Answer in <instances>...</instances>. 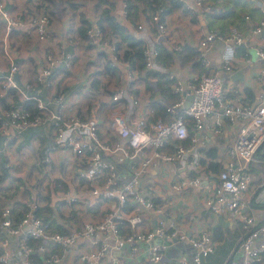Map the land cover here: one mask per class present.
Here are the masks:
<instances>
[{"label":"built area","instance_id":"built-area-1","mask_svg":"<svg viewBox=\"0 0 264 264\" xmlns=\"http://www.w3.org/2000/svg\"><path fill=\"white\" fill-rule=\"evenodd\" d=\"M117 1L121 7L120 17L126 21L127 8L132 0ZM180 1L189 11L210 9L203 0ZM254 2L261 15L252 31L264 38V0ZM164 16L160 10L149 18L145 17V22L125 25L127 32L142 42L144 67L165 75L173 98L159 93L157 78L152 76L150 91L157 93L155 105L163 113L156 114L155 107L148 106L139 114L136 111L140 96L129 87L116 88L110 94L113 103L110 127L125 138L123 143H108L99 136V119L95 110L88 117L66 114L62 93L54 96L55 106L49 110L48 103L38 94L39 88L35 93H28L15 80L17 62L5 52L8 69L0 75V98L9 90L15 91L20 98L1 120L0 134H5L8 128L19 132L35 125L42 119V114L48 112L54 141L45 151L44 161L50 162L51 153L57 148L69 149L76 157L75 175L85 181L87 191L100 199L113 200L114 205L104 210L98 220L85 221L77 228L59 232L53 230L49 220L43 217L38 202L27 198L18 204L21 197H11L1 209L0 264H64L66 252L84 237L95 247L78 253L79 264H102L107 253L115 264H129L120 253L136 255L142 244H147L145 264H166L162 259L170 240H186L191 250L190 256L169 264H201L214 251L212 234L206 229L188 234L175 222H166L167 206L139 189L154 160L175 165L172 189L205 187L208 192L203 199L204 208L216 217L227 215L234 224L238 231L237 242L222 264H264V175L255 184L251 175L252 168H264V87L259 89L254 101L247 100L242 87L227 86L219 71L210 69L207 57L213 43L220 41L221 69L231 72L238 46L244 45L242 55L247 57L251 45L245 44L244 36L236 26H230L225 32H207L198 42L197 61L201 71L184 80L158 61L156 45L169 37ZM244 17L248 18L247 15ZM50 18L45 10L27 17L12 15L0 0V19L7 32L14 28L24 29L42 40L48 36ZM117 40L110 42L109 58L132 68L131 60L121 59L123 49L128 48L126 43L117 48ZM172 48L178 51L181 45L175 44ZM252 48L264 61V40ZM72 60V54L63 51L46 53L32 85H49L58 63L63 62L69 68ZM187 95L191 98L185 106ZM29 100L34 101L38 109L33 116L24 105ZM226 123L232 125L233 132L216 158L218 169L213 171L200 163L202 150L207 148L206 142L213 135L223 131ZM7 137L0 147L9 144ZM2 151L0 148V153ZM5 187L0 184V189ZM63 197L65 202H71L76 201L78 195L65 191ZM144 211L157 217L156 224L150 229L143 227ZM256 215L262 220L258 221ZM122 226L129 228L123 231ZM106 236L112 238L110 246L103 241Z\"/></svg>","mask_w":264,"mask_h":264},{"label":"crops","instance_id":"crops-1","mask_svg":"<svg viewBox=\"0 0 264 264\" xmlns=\"http://www.w3.org/2000/svg\"><path fill=\"white\" fill-rule=\"evenodd\" d=\"M3 2L12 15L27 17L41 10H46L50 14L48 36L42 40L24 29L14 28L7 32L3 20L0 19V75L8 69V61L5 57V52H8L18 65L14 74L15 80L28 93H35L36 88H39L38 94L48 103L49 110L55 106L53 98L59 93L64 96L66 114L74 113L88 117L95 110L99 119V136L113 144L125 141V138L113 132L110 127L113 109L110 94L116 88L129 87L140 96V106L136 111L139 114L144 113L148 106L155 107L156 113L160 115L163 113L162 109L155 105L157 93L150 91L149 79L152 76L157 78L159 93L170 99L173 98V95L169 93V81H166L164 74L148 71L142 62L139 66L136 61L132 63V68H127L123 62L112 61L109 58V42L119 37L111 31L104 33L97 25L99 10L104 7H107L110 15L124 26L145 22L146 15L141 11L145 5L138 3L139 9L131 8V14L125 21L120 17L121 7L117 0L99 2V8L96 7V0H3ZM205 3L210 5L208 11L206 9L189 11L184 6H179L174 7L164 16L169 37L158 44V61L169 67L175 76L184 80L196 76L201 71L196 52L199 49L198 42L207 32H225L230 26H236L242 32L245 44L252 47V45L261 44L264 40L262 35L252 31L253 25L258 22L261 15L254 0H205ZM82 14L87 19L88 26L90 25L87 37L79 33ZM245 15L248 18H245ZM106 28L109 29V26ZM175 44H180V50L186 53L184 62L180 58L176 59L177 54L172 48ZM221 49V42L215 41L207 53L209 65L213 61L210 65L211 70L221 69ZM61 51L72 54L71 67L67 68L63 62H60L52 71L49 85L33 86V77L45 54ZM241 51L240 48L237 49L232 71L223 79L227 86L242 87V93L247 97L246 99L254 101L259 89L264 87V79L261 80V77H264V61L258 58L255 50L253 59L249 51L247 57L241 55ZM235 73H239L238 76H233ZM245 87L252 90L253 98L246 95ZM12 92L0 98V120L6 118L8 108L15 103L16 97L19 101V95L15 93V97ZM232 132V125L226 123L221 133L211 135L212 137L206 142L207 147L218 144L214 162L219 158ZM5 134H0V146L7 136L9 144L0 147L3 150L0 153V160L3 162L7 176L0 180V184L8 187L13 185V187L8 194L3 192L6 187L3 190L0 189L2 190L0 191V213L11 197L19 195L21 199L18 204L27 198L40 204V212L45 219L47 217L46 220H49L53 230L68 231L79 227L85 221L98 220L104 210L114 205L113 200L100 199L87 191L85 181L75 175L76 157L69 149L51 150L53 152L51 161H44L45 151L54 141L52 121L48 112H44L42 119L35 125L28 126L19 132L8 128ZM203 166L206 168L205 165ZM3 172L0 169V175ZM175 172L173 163L154 160L147 175L142 178L139 189L164 203L167 206V213L164 216L166 222H175L188 234H195L205 229L212 234L214 228L220 227L224 237L221 240L213 237L214 251L205 257L201 264H222L236 245L237 229L227 215L222 216L225 224L217 225L220 216H213L204 208L203 199L208 192L205 187L186 186L177 191L172 189L171 182L175 178ZM251 175L252 183H257L264 175V168L259 166L252 168ZM202 184L204 185L205 182ZM65 191L77 194V200L65 202L63 197ZM142 214L143 227L150 229L156 224L155 215L146 211ZM256 217L258 221L262 220L257 215ZM121 228L125 231L129 227ZM230 232L233 233V237L226 243L225 239ZM155 240L160 241V239ZM103 241L110 246L112 238L106 236ZM174 245V243L169 244L164 250L162 261L166 264L187 256L191 249L186 245L181 248ZM146 246L147 244H142L140 252L136 255L131 256L124 252L120 253V256L127 258L129 264H145ZM94 247L89 243L88 238L79 239L66 252L64 264H79L78 253L94 249ZM115 262L111 259L110 253H107L102 260V264H115Z\"/></svg>","mask_w":264,"mask_h":264},{"label":"trees","instance_id":"trees-1","mask_svg":"<svg viewBox=\"0 0 264 264\" xmlns=\"http://www.w3.org/2000/svg\"><path fill=\"white\" fill-rule=\"evenodd\" d=\"M102 1H104V0H96V7L97 8H99V6H100L99 2L101 3ZM203 1L205 2V0H203ZM138 3L143 4V6L145 5L143 10H141V11H142V13L144 12V14L146 15L147 18H149L152 13H155L157 11L161 10L162 14H166L167 12L171 11L174 7L183 6V4L180 0H132L129 3V6L127 8L128 15L131 14L130 13L131 8L139 9ZM147 11H149V12H147ZM80 20H81V25L79 26V33L82 36L87 37V30L89 29L90 25L88 26V21L83 14L80 17ZM105 22H107V23H105ZM97 25L102 31H104V33L111 31L112 33L116 34L117 37H119V38H117L118 40L115 42V45L117 46V48L121 47V43H123V42L126 43V46L128 48L123 49L121 59L131 60L132 63H135L137 61L139 63L138 64L139 66H140L141 62L143 63L142 42L140 40L133 38L127 32L126 27L122 23L117 21L113 15L112 16L110 15L109 9L107 7H104L103 9L99 10V17H98ZM107 26H109V29L106 28ZM156 47L158 49V44L156 45ZM158 52H159V49H158ZM174 53L177 54V56H176L177 59L180 58V60L182 62H184V58H186L185 52L178 50V51H175ZM240 53H242V51ZM196 54H198V51L196 52ZM158 56H159V53H158ZM166 81L168 82V79ZM10 91H12V90H9V92ZM244 91H245L246 95H248L250 98H253V92L250 88L245 87ZM12 93L15 96V91H13ZM17 102H19V101L16 97L15 103H17ZM24 105L27 108V110L31 113L32 116L37 113L38 109L34 105L33 101H31V100L26 101L24 103ZM9 109H10V107L8 108V110ZM156 114H159V113L157 112ZM0 123H1V120H0ZM185 143H187V142H185ZM202 151L204 152L203 153L204 155L200 158V163L202 165H205L206 168H210L211 170L216 171L218 169V166L213 161V159L217 155L218 144H214L212 146L210 145L209 147H207L206 149H203ZM1 162H2V160H0V165H1ZM0 169L2 171H4L0 175V180H3L7 176V172L5 170V167L3 166V162H2ZM0 191L2 192V190H0ZM153 199L158 201L154 197H153ZM0 218H1V213H0ZM46 219H47V217H46ZM49 224L51 226L50 222H49ZM59 232H61V231H59ZM212 234H213L214 239H216V240H221L224 237V234L221 231L220 227L214 228Z\"/></svg>","mask_w":264,"mask_h":264},{"label":"water","instance_id":"water-1","mask_svg":"<svg viewBox=\"0 0 264 264\" xmlns=\"http://www.w3.org/2000/svg\"><path fill=\"white\" fill-rule=\"evenodd\" d=\"M238 48L244 50L245 47H244V45H240V46H238ZM221 72H222V69L219 70L220 74H221ZM238 74L239 73H235L233 76H238ZM190 98H191V95H187V100L185 102V106L188 105V102H189ZM218 224H223V225L225 224L224 221H223V217L222 216L219 217V221L217 222V225ZM167 243H169V244H173L174 243L175 244L174 246L178 247V248H181L184 245H186V247H190L191 248L190 244L186 240H184V241L170 240V241H167ZM187 256H190V252H189V254H187Z\"/></svg>","mask_w":264,"mask_h":264},{"label":"rangeland","instance_id":"rangeland-1","mask_svg":"<svg viewBox=\"0 0 264 264\" xmlns=\"http://www.w3.org/2000/svg\"><path fill=\"white\" fill-rule=\"evenodd\" d=\"M46 11V10H45ZM50 22H51V18H50ZM50 24V23H49ZM248 51L250 52V54H251V58L253 59V58H255V54H254V49L252 48V47H248ZM241 55H242V53H240ZM213 62V61H212ZM210 63V65L211 64H213V63ZM229 72H227V71H222L221 72V76L223 77V78H225V77H228L229 76ZM13 187V185H9V187L8 186H6V190L5 191H3L4 193H6V194H8L9 192H10V189ZM19 188H20V184H19ZM18 187H17V189H19ZM35 188V187H34ZM12 190H14V189H12ZM233 237V233L232 232H230L229 233V235H228V237L225 239L226 240V243L231 239ZM219 251H217V253H218Z\"/></svg>","mask_w":264,"mask_h":264}]
</instances>
